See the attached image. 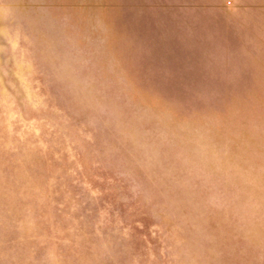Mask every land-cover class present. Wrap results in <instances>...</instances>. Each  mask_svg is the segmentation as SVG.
Masks as SVG:
<instances>
[{
    "label": "rangeland",
    "instance_id": "1",
    "mask_svg": "<svg viewBox=\"0 0 264 264\" xmlns=\"http://www.w3.org/2000/svg\"><path fill=\"white\" fill-rule=\"evenodd\" d=\"M0 264H264V0H0Z\"/></svg>",
    "mask_w": 264,
    "mask_h": 264
}]
</instances>
